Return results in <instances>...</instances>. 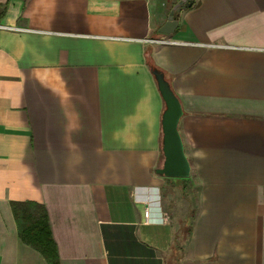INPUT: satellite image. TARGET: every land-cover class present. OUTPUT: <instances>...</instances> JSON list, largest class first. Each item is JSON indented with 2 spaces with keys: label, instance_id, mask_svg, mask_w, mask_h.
<instances>
[{
  "label": "crops",
  "instance_id": "0c3cea01",
  "mask_svg": "<svg viewBox=\"0 0 264 264\" xmlns=\"http://www.w3.org/2000/svg\"><path fill=\"white\" fill-rule=\"evenodd\" d=\"M180 1L0 0V264H49L12 200L59 264H264V0H187L163 33ZM157 72L187 177L158 172Z\"/></svg>",
  "mask_w": 264,
  "mask_h": 264
},
{
  "label": "water",
  "instance_id": "95a60500",
  "mask_svg": "<svg viewBox=\"0 0 264 264\" xmlns=\"http://www.w3.org/2000/svg\"><path fill=\"white\" fill-rule=\"evenodd\" d=\"M186 1L181 0L170 12L168 21L161 29L163 33L168 34L175 30L178 20L174 13L186 6ZM156 76L167 105L163 115L165 162L163 167L158 169V172L171 177H187L190 174V163L185 154L183 140L178 128L183 109L178 96L164 78L163 73L157 72Z\"/></svg>",
  "mask_w": 264,
  "mask_h": 264
},
{
  "label": "trees",
  "instance_id": "16d2710c",
  "mask_svg": "<svg viewBox=\"0 0 264 264\" xmlns=\"http://www.w3.org/2000/svg\"><path fill=\"white\" fill-rule=\"evenodd\" d=\"M6 6L7 3L0 5V17ZM11 206L23 242L39 250L49 264H59L58 245L46 206L35 200H12Z\"/></svg>",
  "mask_w": 264,
  "mask_h": 264
},
{
  "label": "built area",
  "instance_id": "2783aa9c",
  "mask_svg": "<svg viewBox=\"0 0 264 264\" xmlns=\"http://www.w3.org/2000/svg\"><path fill=\"white\" fill-rule=\"evenodd\" d=\"M155 41H159V42H163V43H165V42H172L173 40H171V39H168V38H159V39H154ZM150 210H146V216L147 217H149V219H150Z\"/></svg>",
  "mask_w": 264,
  "mask_h": 264
}]
</instances>
